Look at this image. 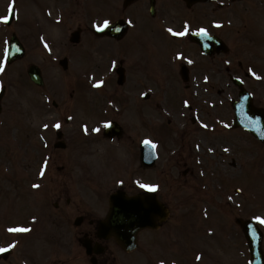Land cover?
Listing matches in <instances>:
<instances>
[{"label": "rangeland", "instance_id": "1", "mask_svg": "<svg viewBox=\"0 0 264 264\" xmlns=\"http://www.w3.org/2000/svg\"><path fill=\"white\" fill-rule=\"evenodd\" d=\"M58 1L59 3H63L59 9L64 11L66 16V24L63 26L54 24L52 22L54 19L52 17L51 19L47 18L46 13L43 12L45 10V7H43L44 4L48 2L52 7H46L53 9L58 6ZM12 2H16V17L19 15L18 18L20 20L14 21V24L11 26H7L5 21L3 22L0 19L4 24L0 28V68H2V63H5V60L3 61V48L5 46L4 42H1V40L5 39V34L8 37L13 32L20 35L25 44L28 42L29 47H27L30 53L28 52L29 54L24 60L10 65L7 70L3 69V71H0V80L10 84L8 85L7 95L4 98V128H0V211L3 212H0V227L3 229V235L0 234V246H3L2 244L4 243H9V241L12 242L11 244L14 245L13 249L15 250L11 258L13 264L16 263L18 257L25 259V264H84L83 259L77 252H75L77 253L76 258H74V253L71 254L74 246L77 245L74 239L67 237L71 235V232L67 230L64 233L65 236H63L60 233L62 231L61 221L57 222L55 220L57 213L59 214V211L54 209L55 197L57 195L56 193H51V191L57 184V176L55 175L58 172L57 174H51L50 172L52 169L55 172V168L63 165L64 162L60 161L56 163L57 160L54 159L53 162L50 161L49 163L48 160L47 163H44L42 159L44 158V153L50 154L52 141L55 137L54 127L52 126L53 118L50 117L55 114L51 104V97L47 96H52L53 93H49L48 90L63 89L64 97H67L71 89L75 88L77 84L74 80L77 78V73H74L70 67L68 70H63L58 63H53V57L55 53L61 51L62 45L67 44L70 32L79 25L84 26L85 21L82 17H78L80 15L79 12H73L72 7L75 4V0H0V17L8 14ZM19 4L21 6L17 8ZM103 7L94 10V7L90 4V15L93 16L94 13L103 14ZM114 12V10L111 11L112 14ZM140 12L141 10L138 9L134 14L137 15ZM35 21L38 23L43 22V25H45V29L40 31L45 37L42 40L37 39V33L33 29ZM149 36L150 26L148 23L142 21L128 40L125 42H116L114 46L104 47V55L105 57L120 56L123 53L131 58H141L145 50L146 40L149 39ZM46 44L48 47H45ZM54 49L56 50L55 52L53 51ZM158 50L164 53L163 50ZM88 51L89 48L86 51H82L83 70H89L95 67L92 71L96 72L98 69L97 65L91 59ZM50 54L53 55L51 59L49 57ZM162 61L157 65H152V68L160 72L162 77L168 81L169 73L167 74V68L164 66L167 62L165 60ZM31 63H37L42 67L44 76H46L43 89L36 87L27 77L26 71ZM82 65L78 66L82 67ZM170 70L174 74L175 70L177 71V65L175 69L171 67ZM97 77L100 76L97 75ZM155 78L157 79V76ZM3 79L7 81H3ZM157 80L159 82V88L161 89L162 86L165 89V80ZM169 81L171 85L167 82L166 86L169 90L172 89L169 91L170 96L167 94L164 97H154V101H157L156 104L159 101V105H161V109L163 110H159L160 108L158 107L154 108L152 113L154 120L152 132L154 138L159 139L163 145L167 142V146L171 147L175 146L172 144V136H165L166 131H163V128L160 129V126H157V122L160 120L163 121V125L171 128L172 131L181 125L175 124L174 120H172L170 125L166 122L168 117H173L172 113L170 116V112L174 111L171 110L172 105H176V108H178L181 105L182 99L188 98L187 100L189 102H193L195 112L197 110L196 108L199 107L198 113H200L203 121H208V119H211V116H209L208 104L206 103L209 100L207 96L189 97L179 95L176 96L175 104L174 102H169L171 95L174 96L177 94L180 86L175 81V78L171 76ZM92 82L95 84L96 80L94 79ZM53 86H56V88ZM41 90H45L46 92ZM165 97L168 98L167 103L165 101L163 102ZM84 109H86V105ZM183 110L185 111V107ZM190 115H192L191 112L187 111L189 121ZM177 116L178 114L175 115V120ZM177 121L181 122L182 119L179 118ZM189 121L186 119L188 127L193 128ZM45 124L48 125L47 128L44 127ZM78 127L79 122L77 121V123L73 122L66 126L65 130L70 133L68 135H74ZM201 131L197 130L190 137L185 136V140H189L190 147L194 149H196L194 144L199 143L201 145L200 153H204L205 151L208 152V146L216 141L214 139L216 136H208ZM231 135L234 137L232 141L225 142L219 139V141L215 142L217 144L215 145L216 151L211 156V162L215 165L212 171L214 175L216 174V185L213 187V191L211 190V196L206 192L195 193V199H197L199 206L195 208L194 205H191L193 209L189 211L188 205L183 204L175 210V214H173L169 224L158 232L162 236V244L156 247V250H152L151 257L131 255L126 257L128 260L130 259L126 261V264H149L150 262L151 264H160L161 261H164V264H177L178 259L176 257L178 255L171 251V248L176 249V246L182 251L180 257L186 264H217V261L211 259V256H209L211 252L208 249H203L202 246L203 242L206 245L207 242H210L208 239V236H210V227L218 229V232L220 230L226 232L224 229L225 225L226 228L231 227L232 230H235L233 225L234 218L237 215L246 216V213L242 210V198L237 197V193L233 191L236 185L232 184L231 188H229L228 183H221L219 180L227 182L230 177L234 178V180L239 179V170L243 161V155H245L244 153H248L249 158L255 155L250 143L247 145L244 143L243 146L240 144L242 139L240 131H233ZM246 146L249 152L242 153V148ZM225 149L229 151H225ZM190 150L195 155V152L191 148L187 149L186 152ZM207 156V154H204L203 158ZM233 160L236 162V167L229 166V163ZM263 167L264 164L256 165V161H253L249 165L247 186L249 195L247 206L249 209L254 208L262 216H264V185H262V177L264 174L261 171ZM42 168L48 169L44 179L40 175L38 177V172ZM231 171L233 172L231 173ZM37 183L40 186L42 185V188L33 186ZM228 194L232 195V214H228L226 210L225 200L228 201ZM192 195L193 193H188V196ZM21 209L23 213L21 216H17L16 210L20 212ZM53 213L55 214V218ZM27 216L28 220H26ZM33 217L34 221L39 219V223L38 226L36 225V230L32 233L34 236L30 237L28 242L37 241L36 256L38 259L35 261L28 259L29 254H34L32 248H34L35 243L30 244V250L28 252V250L24 249L25 244H27V240L25 239L28 235L21 238L18 234L19 231H9L11 228H21L20 223L22 222L24 224L23 228L29 229V224L27 225V223ZM177 217H183L184 222L179 221ZM21 220L22 222H20ZM209 220L212 221V225H209ZM153 235L157 238L156 234ZM215 237L219 241L218 245L223 243V246H230L232 243V249L237 243L233 237L225 236L224 233ZM240 245L242 244L240 243ZM219 254L222 255L223 253L219 251ZM198 256L200 259H197ZM69 260L70 262H68ZM218 263L222 264L221 262Z\"/></svg>", "mask_w": 264, "mask_h": 264}, {"label": "flooded vegetation", "instance_id": "2", "mask_svg": "<svg viewBox=\"0 0 264 264\" xmlns=\"http://www.w3.org/2000/svg\"><path fill=\"white\" fill-rule=\"evenodd\" d=\"M189 11L188 17L193 21L191 29L188 30L178 21L179 32L187 29L186 34L178 36L176 40L179 51L183 55V62L191 61L193 65L201 62L209 64L210 71L215 78L217 74H225L230 80L232 76L241 77L244 87L252 94L254 106L264 109V0H201L190 6ZM180 20L183 19L180 18ZM201 28L206 29L209 36L221 38L224 44L219 45L213 41L207 51L209 54L202 53L200 44L192 40L189 46L183 44L186 41L185 37L190 40V31L200 33ZM162 29H159V33L151 34L150 40L146 43L142 56L146 62L152 58L148 53L151 49L149 44L152 38L169 37L165 31L167 25L162 26ZM173 36L176 35L173 34L171 38ZM207 39L206 35L199 36V40ZM195 70L196 66H192L190 73L192 74ZM252 72L256 75L253 76ZM128 92L131 94L130 97ZM217 92L222 95L227 91L217 89ZM233 92L231 89L230 95ZM99 93L100 91L94 96L98 97ZM90 96L92 95L87 97ZM103 96L106 99H99L100 113L103 118L101 122L105 121L104 124H107L109 120H117L123 126V133L119 137L110 138L105 136L103 131L101 132L102 137L97 143L99 155L95 156V160L98 158L97 166H100L98 183L89 178V169L86 168L88 171L85 169L84 172L87 173L88 179H86L87 185H84L81 190L83 195L71 199L67 196L68 186H61L56 205L59 208L61 200H64L65 207L69 210L60 216L67 219L69 216H74L75 219H79L76 236L79 240L89 238L92 241L91 255L97 257L96 263L98 264L104 260L110 261L116 249L122 250L113 238L98 237V224L107 213V200L111 193L121 190L131 196H136L155 188L160 200L173 208L177 207L181 201L179 190L185 186L196 187L199 183L197 164L194 162V156L186 152L185 144L180 145L177 156L174 159H167L161 169H154L142 161V142L151 138L152 134L153 102L151 96L146 97L144 91L139 88L124 90L123 98L117 101L118 103L128 102L131 105L127 115L119 109L110 113L105 105L114 106L116 101L110 95ZM233 98L231 97V101ZM96 101L98 102V99ZM85 145H88L90 149L93 142H87ZM93 151L90 149L86 158H83L85 162L91 164L89 161L94 160ZM158 171L161 174V177H157L161 190L156 180ZM70 172L66 176L70 177ZM61 184L65 185L63 182ZM143 184L153 185L154 188L141 187ZM82 199H90V201L79 203ZM149 232L150 230L140 231L138 247L143 245V241L146 242L145 246L150 243L148 242ZM98 243L102 244L100 253L95 251Z\"/></svg>", "mask_w": 264, "mask_h": 264}, {"label": "water", "instance_id": "3", "mask_svg": "<svg viewBox=\"0 0 264 264\" xmlns=\"http://www.w3.org/2000/svg\"><path fill=\"white\" fill-rule=\"evenodd\" d=\"M17 44V46L20 48L17 51H13L14 47L13 45L10 46V57H9V61H12L14 58H18L21 57L23 55V49L21 48V46L19 45V42L16 41V39H13V42ZM29 74L31 76V78L38 84H42L43 80L40 74L39 69L36 66H32L29 69ZM153 200L155 201L154 197ZM121 202H125L128 204L121 203ZM157 205V206H155ZM130 200L127 199H121V200H116L115 198L112 201V210H111V214L108 217V221L103 224L102 228L103 230H106V232L112 233V234H117V231H119L122 227H126L128 226V222L125 224L123 223H116L115 220L116 218L119 216V212L124 211V214H129V217L131 218V214H130ZM133 210V208L131 209ZM137 211V210H136ZM144 211L147 212V216L149 218H146V220L148 221L147 224H151L154 226L155 223V217L157 215H160V219H165L166 217V210L164 208H162L156 201L153 203L152 208H147L146 210L144 209ZM143 213V211H141ZM150 212H151V217H150ZM126 220H127V216H126ZM143 222H145V216H141L137 219V223L142 224ZM258 251H260L259 246L257 245H253L252 246V252L254 255L258 256Z\"/></svg>", "mask_w": 264, "mask_h": 264}, {"label": "snow or ice", "instance_id": "4", "mask_svg": "<svg viewBox=\"0 0 264 264\" xmlns=\"http://www.w3.org/2000/svg\"><path fill=\"white\" fill-rule=\"evenodd\" d=\"M0 19H2L3 21L6 22V21L9 19V17H8V16H4V17H0ZM109 24H110V21L107 20V19H105L101 25H96V27H97L99 30H103L104 28L109 27ZM217 26L219 27L220 25L217 23ZM168 31H169V32H173V29L169 28ZM186 32H187V29H185L184 32H176V33H174V34H175V35H178V36H184V35L186 34ZM199 32H200V34H203V35H207V34H208V33H207V30H206V29H203V28H201V29L199 30ZM45 47H48L47 44L45 45ZM178 55H179V54H178ZM189 62H191V61H189ZM0 71H3V68H0ZM252 75L255 76L256 73H255V72H252ZM205 79L207 80V77H205ZM101 83H103V82H102V81H101V82H98L95 86L99 87ZM44 127L47 128L48 125L45 124ZM55 127L59 128V127H61V125H60L59 123H57V124H55ZM205 127H207V125H205ZM84 130H85V131H88L87 126H85ZM93 131H99V129H93ZM145 143H147V144H152V141H150V140H146ZM153 146H154V145H153ZM225 151H229V150H228V149H225ZM45 163H47V162H45ZM41 175H44L43 170L41 171ZM33 186H34V187H37V188L40 187V185H33ZM141 187H145V188H154L153 185H147V184H143V185H141ZM255 218H256L258 221L264 220V218H262V217H260V216H257V217H255ZM9 231H12V232H16V231H25V232H26V231H29V229H28V228H11V229H9ZM12 247H14L13 244H9V245H8V248H12ZM6 250H7L6 248L0 247V251H6ZM197 259H200V257L198 256ZM160 264H164V261H161Z\"/></svg>", "mask_w": 264, "mask_h": 264}]
</instances>
